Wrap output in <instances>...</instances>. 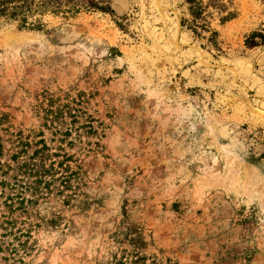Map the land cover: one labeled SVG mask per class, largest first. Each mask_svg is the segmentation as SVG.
Masks as SVG:
<instances>
[{"label":"rangeland","instance_id":"obj_1","mask_svg":"<svg viewBox=\"0 0 264 264\" xmlns=\"http://www.w3.org/2000/svg\"><path fill=\"white\" fill-rule=\"evenodd\" d=\"M0 19V264H264V0H108Z\"/></svg>","mask_w":264,"mask_h":264},{"label":"trees","instance_id":"obj_2","mask_svg":"<svg viewBox=\"0 0 264 264\" xmlns=\"http://www.w3.org/2000/svg\"><path fill=\"white\" fill-rule=\"evenodd\" d=\"M191 7L197 10L196 0H185ZM101 11L113 13L108 0H0V19L19 21L21 28L41 27L39 18L46 13L63 16L72 15L80 10ZM245 45L248 48L264 46V33L259 31L251 32L245 38ZM138 264H146L140 262Z\"/></svg>","mask_w":264,"mask_h":264}]
</instances>
